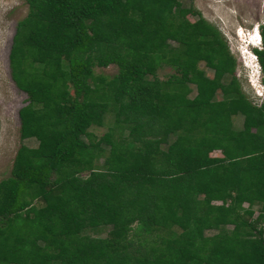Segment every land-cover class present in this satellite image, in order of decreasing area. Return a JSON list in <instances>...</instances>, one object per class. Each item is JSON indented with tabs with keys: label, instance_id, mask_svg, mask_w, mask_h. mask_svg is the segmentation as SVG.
I'll use <instances>...</instances> for the list:
<instances>
[{
	"label": "trees",
	"instance_id": "obj_1",
	"mask_svg": "<svg viewBox=\"0 0 264 264\" xmlns=\"http://www.w3.org/2000/svg\"><path fill=\"white\" fill-rule=\"evenodd\" d=\"M23 1L8 75L18 139L36 143L0 177V264H264V24L256 105L178 0Z\"/></svg>",
	"mask_w": 264,
	"mask_h": 264
},
{
	"label": "rangeland",
	"instance_id": "obj_2",
	"mask_svg": "<svg viewBox=\"0 0 264 264\" xmlns=\"http://www.w3.org/2000/svg\"><path fill=\"white\" fill-rule=\"evenodd\" d=\"M182 7L191 6L198 14L213 24L220 32L228 53L233 58L232 75L238 82V88L249 100L256 102L254 93L257 92L258 77L256 76V64L248 53L250 44L247 40H253V36L247 37L251 33V28L257 24H264V0H178ZM26 5L23 0H0V177L8 173L12 156L16 146L21 142L26 146H35V139H18L17 136V116L16 108L20 105L23 93L15 87L8 75L7 52L11 41L13 27L25 13ZM189 15V14H188ZM189 18H197L196 14L189 15ZM197 66L205 73L210 74L211 70L204 67L202 61L197 62ZM115 72L113 64L106 66H93L92 73L104 78L110 77ZM172 69L162 65L156 69V76L164 78ZM192 88V87H191ZM193 90V89H192ZM193 91L189 93L192 94ZM253 98H252V97ZM219 97V94H216ZM105 117V116H104ZM109 119V116L106 117ZM232 124L237 127L241 124L240 115L231 116ZM87 130L98 137L106 131V123L96 126L89 125ZM106 148V146H102ZM214 155H220L218 150H214ZM97 163L102 162V156H98ZM244 206L245 203H242ZM252 216L256 213L255 205L252 206ZM259 225L264 227V219L259 221ZM226 228H231V224H224ZM106 227L93 233L103 235ZM213 230L205 231V234L212 233ZM264 237V234H263Z\"/></svg>",
	"mask_w": 264,
	"mask_h": 264
},
{
	"label": "clouds",
	"instance_id": "obj_3",
	"mask_svg": "<svg viewBox=\"0 0 264 264\" xmlns=\"http://www.w3.org/2000/svg\"><path fill=\"white\" fill-rule=\"evenodd\" d=\"M257 25H256V27L251 28V33L247 37V39H248L250 36H253L254 37V43L249 41V39L247 40V43L249 42L248 44H250V47L248 48V53L251 55V57L253 58V60L255 61V64H256V69H255L256 76H257V74H259V76H260L259 66H258L257 61L255 59V56H254V54H253V52L251 50L253 47L254 48H259L260 47V36H259V33H258ZM258 83L261 84L260 81H259V77H258Z\"/></svg>",
	"mask_w": 264,
	"mask_h": 264
},
{
	"label": "built area",
	"instance_id": "obj_4",
	"mask_svg": "<svg viewBox=\"0 0 264 264\" xmlns=\"http://www.w3.org/2000/svg\"><path fill=\"white\" fill-rule=\"evenodd\" d=\"M258 86H259V88L257 89V92H255L254 93V96H255V98H256V102H253V101H251V103H254V104H258L259 103V101H260V99H261V97H262V95H263V92H262V86H261V84H258ZM252 97V96H251ZM253 98V97H252Z\"/></svg>",
	"mask_w": 264,
	"mask_h": 264
},
{
	"label": "bare ground",
	"instance_id": "obj_5",
	"mask_svg": "<svg viewBox=\"0 0 264 264\" xmlns=\"http://www.w3.org/2000/svg\"><path fill=\"white\" fill-rule=\"evenodd\" d=\"M250 41L254 43V38H253V40H250Z\"/></svg>",
	"mask_w": 264,
	"mask_h": 264
},
{
	"label": "crops",
	"instance_id": "obj_6",
	"mask_svg": "<svg viewBox=\"0 0 264 264\" xmlns=\"http://www.w3.org/2000/svg\"><path fill=\"white\" fill-rule=\"evenodd\" d=\"M237 127H239V126H237Z\"/></svg>",
	"mask_w": 264,
	"mask_h": 264
}]
</instances>
